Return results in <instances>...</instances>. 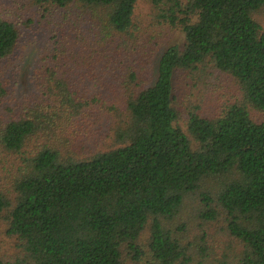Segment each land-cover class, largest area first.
<instances>
[{
  "label": "trees",
  "instance_id": "obj_1",
  "mask_svg": "<svg viewBox=\"0 0 264 264\" xmlns=\"http://www.w3.org/2000/svg\"><path fill=\"white\" fill-rule=\"evenodd\" d=\"M136 1L34 0L71 24L52 20L25 103L4 105L20 34L0 16V264H264V0H153L182 34L155 69L157 46L122 56ZM205 68L240 98L181 123L176 72Z\"/></svg>",
  "mask_w": 264,
  "mask_h": 264
},
{
  "label": "rangeland",
  "instance_id": "obj_2",
  "mask_svg": "<svg viewBox=\"0 0 264 264\" xmlns=\"http://www.w3.org/2000/svg\"><path fill=\"white\" fill-rule=\"evenodd\" d=\"M42 8L34 0H0V16L10 18L17 26L20 34L17 47L9 57L10 59L1 62L2 71L5 76H8V80L18 82L16 91L8 94L4 105L8 104L9 101L25 103L34 99L29 92L33 86H29L28 74L35 57L43 49L50 35V28L53 26L52 20L60 18V22L65 27H70L71 22H68V19L64 17V12H67L65 8L60 9V13L52 10V8L44 12ZM156 14L157 10L153 0L136 1L133 26L129 29L127 36L123 35L129 44V49L124 50L122 56L127 61L130 60L131 64L138 62L142 54L140 47L147 48L152 52L157 46L156 49L159 48V51L156 56H152L153 69H155L156 59L166 46L182 43V34L165 27L163 23L160 24ZM260 20L264 24V17ZM85 24L82 22L81 26ZM12 71H14L13 77L10 76ZM175 97L177 107L183 110L180 118V122L183 123L186 116L184 112L186 104L190 106L199 104L204 113L211 112L217 107L219 108L221 103L229 104L239 99L240 91L231 78L219 74L212 68H205L198 72H176ZM7 116L2 109L0 117L5 118ZM92 136V138L85 140V144L81 148L82 152L89 150L87 152L89 153L100 145L104 146V141L95 143L97 137L93 134ZM13 162L12 164H16L18 160ZM216 227L210 225L209 228L215 230ZM14 252H16L14 238H9L4 234L3 222L0 221V258L10 259Z\"/></svg>",
  "mask_w": 264,
  "mask_h": 264
}]
</instances>
